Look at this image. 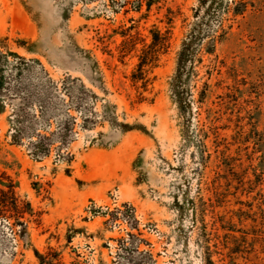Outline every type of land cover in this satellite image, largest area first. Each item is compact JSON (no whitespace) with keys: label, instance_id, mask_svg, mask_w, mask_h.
Instances as JSON below:
<instances>
[{"label":"rangeland","instance_id":"obj_1","mask_svg":"<svg viewBox=\"0 0 264 264\" xmlns=\"http://www.w3.org/2000/svg\"><path fill=\"white\" fill-rule=\"evenodd\" d=\"M0 50L78 79L94 122L72 112L38 160L0 113V188L29 212L24 239L0 222V264H114L124 204L157 264H264V0H0Z\"/></svg>","mask_w":264,"mask_h":264},{"label":"trees","instance_id":"obj_2","mask_svg":"<svg viewBox=\"0 0 264 264\" xmlns=\"http://www.w3.org/2000/svg\"><path fill=\"white\" fill-rule=\"evenodd\" d=\"M183 58L178 60L179 72L185 62ZM143 67L144 62L141 61L138 72ZM138 79L134 74L133 81ZM177 93L182 97L181 92ZM86 94L88 91L78 79H67L59 88L40 61L27 60L15 52L0 50V113H4L7 106L11 107L8 122L12 144L26 148L33 159L49 156L55 145L67 148L74 141L78 118L72 112L81 116L83 128H89L94 123L93 119L84 115ZM8 180L10 184H1L5 189L0 188L3 195L0 199V222L5 221L9 227L18 226V234L24 239L28 230L22 220L29 212L17 197L16 184L10 178ZM90 213L93 216L98 214L95 208ZM104 216L108 217L107 226L122 221L131 229L126 236L116 240L114 264H157L153 254L142 249L147 242L139 231L133 206L124 204L122 208L107 210ZM10 221L14 222L11 224ZM35 256L38 264H63L61 254L56 250L43 254L36 251Z\"/></svg>","mask_w":264,"mask_h":264}]
</instances>
